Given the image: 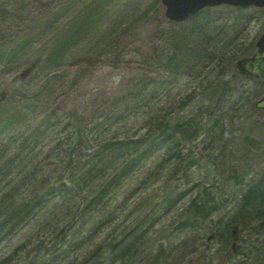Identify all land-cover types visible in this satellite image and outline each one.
<instances>
[{"label": "rangeland", "instance_id": "374dc122", "mask_svg": "<svg viewBox=\"0 0 264 264\" xmlns=\"http://www.w3.org/2000/svg\"><path fill=\"white\" fill-rule=\"evenodd\" d=\"M203 13L208 16L209 26L226 25L214 34L218 38L234 21L236 28L230 29L233 31L229 40L217 42L215 50L203 52V64L181 68L172 78L173 72H158L151 64L153 48L161 42L162 35L184 32L192 24L190 20L178 25L169 23L161 0H0V116L22 111L20 120L9 130L15 140L0 152L1 161L16 157L18 162L11 174L0 171V196L17 194L35 204L34 199L41 197L48 184L56 182L55 178H66L68 185L75 186L71 171L79 170L82 157L63 155L56 160L49 155V145L60 139L66 148V138L70 139L75 125L81 123L86 134L82 141L93 139L94 146L79 149L94 153L101 145L94 143L106 127L105 115L114 116L119 111L127 87L139 89L133 83L140 76L155 78L159 74L162 87L156 94L149 90L150 102L135 104L131 113L145 106L146 110L159 109L169 115L177 107L187 108V104L194 105V112L204 110V98L213 90L214 79L234 80L222 100L209 102L211 113H202L209 129L202 130L190 145H183V159L187 157L186 149L192 146L190 158L182 159L180 164L176 159L163 163L168 157L164 149L149 157L133 175L119 180L122 185L114 190L110 208L114 211L105 213L111 212L115 220L111 222L112 217H106L105 230L95 238H86L88 242L82 245L76 241L65 244L62 239L82 228L73 223L70 215L59 221L53 232L58 210H66L71 202L61 206L60 200L46 195L30 222L2 237L0 260L8 257L9 264H42L37 254L49 249L54 256L45 262L50 264H88L104 244L128 234L138 237L137 241L124 255L128 257L124 262L120 259L113 264H251L255 252L261 253L260 264H264V223L251 222L239 209L247 188L264 180V112L253 109L264 88L253 76L241 75L234 69L237 59L254 50L263 31L264 9L220 5ZM76 21H81V26L86 23V28L72 37L70 28ZM206 33L213 37V32ZM65 37L72 38L67 51L48 59ZM186 39L187 46L198 43L195 32ZM259 67L264 71V61ZM171 79L173 83L164 82ZM126 119L120 128L112 127L107 136L132 135L140 128L141 118L129 122ZM216 121L219 124L215 126ZM42 164L45 175L52 172L54 176L41 178L39 174L32 180V169ZM22 173L26 174L24 180L20 179ZM196 192L208 206L217 209L195 223L188 221L187 206ZM79 215L83 222L85 216ZM227 237L231 238L230 255L222 251ZM28 242L32 245H25ZM231 242L234 251L230 249Z\"/></svg>", "mask_w": 264, "mask_h": 264}, {"label": "trees", "instance_id": "16d2710c", "mask_svg": "<svg viewBox=\"0 0 264 264\" xmlns=\"http://www.w3.org/2000/svg\"><path fill=\"white\" fill-rule=\"evenodd\" d=\"M86 19L87 18L84 20ZM189 20L192 25L184 32L182 30H177L174 32L171 31L165 36L162 35L161 42L158 46L153 48L155 54L151 59V64L158 68V72L164 70H167L170 73L173 72V78L178 74V71L182 70L181 68H197L203 64L206 59L203 52L205 50H215L217 42L224 43L229 40V34L236 28V21H234L231 25H228L229 29H226V31L224 30L222 35H219L218 38V36H214V34L221 31L226 25L222 27L212 26V28L209 26L210 22L208 16H206L203 11L196 13ZM80 23L81 21H76L71 26L72 37L77 35L80 29L86 28V23L84 26H81ZM232 27L233 30L230 31ZM209 31L213 32V37L206 33ZM193 32L197 34L198 43H192L187 46L188 41L186 38ZM71 44L72 38L65 37L50 52L48 59H56L58 55L67 51ZM254 51L255 48L253 51L249 50L247 53L251 55ZM158 75L159 74H157L155 78L147 77L146 75L140 76L138 80L133 83V86L139 85V89L132 90L127 87V89L123 91L124 97L121 100V107H118L119 111L115 112L114 116L108 114L104 117V119H107V124L105 129H103L101 137L94 143L98 145L101 144L94 153L79 149L80 146L88 148L94 146L92 144L93 139L90 140L86 138L84 142L82 141L85 132L84 127L80 125L81 123L75 125V129L69 136L70 139L66 138V148L62 146L60 139L56 141L53 140L52 145H49V149L50 147L52 148L51 151H49V155L53 156L56 160L58 158L61 159L63 155H68L70 157L76 155L78 159L79 155L82 157L79 170L71 171V176L72 178H75L76 181L74 183L75 186L68 185L67 183L69 180L66 178H63V180L61 177L55 178L56 182H50L48 184L49 187L47 186V190H43L44 193L41 194V197H36V199H34L36 200L35 204L31 199L26 200L23 196L19 198L17 194L12 195V197L8 196V194H1L0 201L3 203L1 204L0 202V241L2 237L20 230L22 226L30 222V220L34 218L31 216L32 213L37 208H41L42 198L46 195H51L62 202L61 206H64V203L68 201L71 202V205L67 208L69 211L66 209L68 212H65L66 210H58L60 211L58 219L56 220L55 217L53 219L54 223H56L53 232L58 226L59 221H64L71 215L70 218L74 220V222H72L80 225L82 228L81 230H83V228L85 229L81 233V230L78 232L74 231L70 238L65 237L64 239L67 240H62L65 244L69 241L70 243L76 241L77 243H74L79 245L85 244L88 242L86 238H95L97 234L105 230V227L108 224V220H105L106 217H112L113 220L111 219V222L115 220L111 212L106 216L105 213L114 211V209H110L111 203L114 200L113 197L116 192L114 190L119 189L122 185V182L118 183L121 178L133 175L139 167L145 165L144 163L149 157L157 155L164 149H166L168 157L163 159V163L174 161L176 159L177 164H180L182 161L186 160L185 158H190L192 153L190 148H192V146L186 149L187 153H185V155L187 157L183 159V145H187L188 143L190 145V143L195 141V138L200 132H202V130L205 131L209 129L208 125L206 126V124H204V115L202 113H211V111H209L210 109H208L209 102L217 103L216 101L222 100L225 89L227 90L232 85L231 82L234 80L233 78H231V80H226L222 77L214 79L213 90L210 92L209 96L204 98L207 99V105L204 110L200 109L194 112V105L187 104V108L177 107V109L169 115H166L159 109L152 110L150 108V110H146L145 106L138 110V112L131 113L130 109L135 104L142 105L147 103V101L148 103L150 102L151 98L150 100L147 98V92L149 90L154 91L156 94L157 90L162 87V80L157 79ZM164 82L168 84L173 83L174 81L171 79ZM253 109L256 110L254 105ZM187 110L189 113L185 115L183 112ZM19 113H22V111L13 110L8 112L4 118L0 116L1 153L7 149L4 147L5 145L8 146L12 140H15L13 135H8V133L12 126L20 120ZM74 117L80 120L78 115L75 114ZM123 118H127L126 122L141 118L140 128L132 135L119 136L121 134L119 133L107 136V132L112 127L115 129L121 127ZM217 124H219V121H216L215 126ZM53 125L54 123L52 126ZM47 127L49 129L52 128L48 125ZM5 133L8 135L6 139ZM26 138H28L27 135ZM15 159L16 157H12L9 161L0 160V171L4 174H11L18 166V162L15 161ZM24 166L25 165H23V167ZM32 170V180H36L39 174L42 176L41 178L54 176L52 172L45 175V167L43 164L36 166ZM25 175V173H22L20 179ZM14 176L18 177V174L16 173ZM24 179L25 178H23V180ZM116 186L117 188L114 189ZM176 195L180 194L176 193ZM204 199L205 198L201 199L199 192H196V196L190 200V203L187 206V210L189 211L188 221H190L189 219H192L195 220L196 223L198 219L209 217L217 209V206H208L206 203L207 201ZM173 200L174 198L171 202H173ZM239 209L240 211L243 210L244 216L246 215V219L251 220V222L260 221L264 223V180L260 184H256L255 186L251 185L247 188L243 193L242 203ZM80 213L85 216L83 222L79 219ZM86 221L90 222V226H88L89 224L87 225ZM253 226L256 227L257 225L255 224ZM137 238L138 237H129L128 234L121 236L120 238L116 237V241L113 239L112 242L110 240L106 246L104 244L102 251H100L97 256H93L95 253L93 248L91 251L93 257H91L89 260L90 263L88 264H113L120 259L124 262V259L128 258L124 255L130 251L137 241ZM230 240V237H227L224 240L222 246L224 254L230 255ZM100 244L102 245V243ZM25 245L30 246L32 243L28 242L25 243ZM230 249L232 248L230 247ZM53 256V250L49 249L41 254H37L38 259L43 260L42 264H50V262L45 261L46 259H52ZM98 256H102V258L99 259ZM262 257L261 253L255 252L250 258V263L260 264ZM56 258L57 256L55 259ZM0 264H9L8 257L0 260Z\"/></svg>", "mask_w": 264, "mask_h": 264}, {"label": "water", "instance_id": "95a60500", "mask_svg": "<svg viewBox=\"0 0 264 264\" xmlns=\"http://www.w3.org/2000/svg\"><path fill=\"white\" fill-rule=\"evenodd\" d=\"M164 5V14L167 18L174 21H182L187 19L191 14H194L205 6H213L221 3L233 4L238 6L257 5L264 6V0H161ZM256 45L259 53H264V31L257 39ZM253 55L251 58H254ZM248 58H243L237 62V67L240 72L248 73L245 69V62ZM264 108V107H263ZM236 226L233 228L235 234Z\"/></svg>", "mask_w": 264, "mask_h": 264}, {"label": "flooded vegetation", "instance_id": "af4514ba", "mask_svg": "<svg viewBox=\"0 0 264 264\" xmlns=\"http://www.w3.org/2000/svg\"><path fill=\"white\" fill-rule=\"evenodd\" d=\"M258 61V65H257V67H258V69L260 70V63L262 62V61H264V57H262V56H259V58L257 59ZM247 65L250 67V65H251V63L249 62V63H247ZM252 66V65H251ZM255 73H258V72H256L255 71ZM261 73V72H260ZM260 73H258L259 75L257 76V77H254L255 78V80L258 82V85L259 86H261V87H264V74H260ZM255 105L259 108V106L260 105H264V94L262 95V96H260V98H258L257 100H256V102H255Z\"/></svg>", "mask_w": 264, "mask_h": 264}]
</instances>
